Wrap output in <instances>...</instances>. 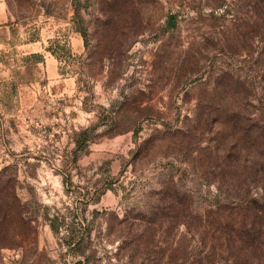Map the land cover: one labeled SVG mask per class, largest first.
<instances>
[{
	"label": "rangeland",
	"instance_id": "rangeland-1",
	"mask_svg": "<svg viewBox=\"0 0 264 264\" xmlns=\"http://www.w3.org/2000/svg\"><path fill=\"white\" fill-rule=\"evenodd\" d=\"M11 180L0 264H264V0H0Z\"/></svg>",
	"mask_w": 264,
	"mask_h": 264
},
{
	"label": "trees",
	"instance_id": "trees-1",
	"mask_svg": "<svg viewBox=\"0 0 264 264\" xmlns=\"http://www.w3.org/2000/svg\"><path fill=\"white\" fill-rule=\"evenodd\" d=\"M3 191L5 195L2 196ZM253 209H256L258 212L256 215L261 217L264 213V204L258 205L254 202ZM51 226L53 230H56L54 224H51ZM247 226L245 225L244 227L245 231L248 229ZM2 233H5L6 237L11 239L18 236L27 237L36 233L35 225L27 216L26 207L18 196L17 185L12 180L11 182L6 181L4 184H0V234L2 235ZM238 248L239 250L236 254L238 256L243 255L241 245H238ZM241 262L239 264H243Z\"/></svg>",
	"mask_w": 264,
	"mask_h": 264
}]
</instances>
